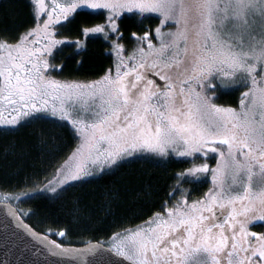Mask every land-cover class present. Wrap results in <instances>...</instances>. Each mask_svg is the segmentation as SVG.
Masks as SVG:
<instances>
[{
    "label": "snow or ice",
    "instance_id": "1",
    "mask_svg": "<svg viewBox=\"0 0 264 264\" xmlns=\"http://www.w3.org/2000/svg\"><path fill=\"white\" fill-rule=\"evenodd\" d=\"M29 7L32 24L14 38L0 28V130L66 122L78 143L55 179L23 195L59 200L125 165L188 164L147 220L115 233L107 248L88 249L98 256L90 264H264V231L253 230L264 228V0H30ZM78 9L104 21L85 22L80 35L102 38L115 55L114 74L86 83L54 75L63 67L57 49H85L57 38L77 24ZM125 20L140 34L126 36ZM235 92L236 107L217 102ZM49 141L55 148V137L41 138ZM206 182L207 192L193 198ZM48 243L52 255L73 252ZM9 244L0 238L5 255Z\"/></svg>",
    "mask_w": 264,
    "mask_h": 264
},
{
    "label": "trees",
    "instance_id": "2",
    "mask_svg": "<svg viewBox=\"0 0 264 264\" xmlns=\"http://www.w3.org/2000/svg\"><path fill=\"white\" fill-rule=\"evenodd\" d=\"M29 4L30 0H0V28H6L11 38L32 24ZM78 13L77 24L62 29L58 36L81 41L85 49H81L79 55L73 44L57 49L55 63L63 67L54 75L67 81H94L113 67L115 55L107 54L109 49L102 38H84L78 30L85 22L89 25L103 23V18L89 11ZM156 24L154 20L147 26ZM122 31L126 36L138 32L137 24L134 20H125ZM134 45V42H126V49L129 51ZM226 100L231 104L235 101L232 96H222L218 101L228 103ZM48 137L56 138L55 148L51 141L41 144V138ZM77 143L78 137L66 122L61 127L42 120L16 132L0 130V193L20 196L19 200L5 201L15 207L20 218L36 233L63 247L106 242L115 233L142 224L167 197L169 185L173 183L170 177L190 166L179 162L159 165L137 162L125 165L115 175L90 178L91 183L70 189L59 200L25 197V192L35 193L37 181L46 183V178L54 179L52 174L56 167L73 152ZM208 187L209 182L197 186L193 198L201 196ZM111 193L118 195L112 198ZM256 230L264 231V228L256 227ZM59 231H65L66 235H56Z\"/></svg>",
    "mask_w": 264,
    "mask_h": 264
},
{
    "label": "water",
    "instance_id": "3",
    "mask_svg": "<svg viewBox=\"0 0 264 264\" xmlns=\"http://www.w3.org/2000/svg\"><path fill=\"white\" fill-rule=\"evenodd\" d=\"M9 209L16 213L20 223H17V218L11 215ZM32 233L36 234L35 237ZM3 236L10 238V251L8 255H5V249L0 246V264H5V261L9 264H12V262L18 264L21 260L25 264H90V262L97 260L98 256L90 254L88 249L94 245L102 244L92 242L81 247H64L72 249V254L52 255L48 250L51 246L48 242L52 240L31 229L19 217L15 207L9 202H0V238ZM43 237H47V240H42ZM103 246L107 248V246Z\"/></svg>",
    "mask_w": 264,
    "mask_h": 264
},
{
    "label": "rangeland",
    "instance_id": "4",
    "mask_svg": "<svg viewBox=\"0 0 264 264\" xmlns=\"http://www.w3.org/2000/svg\"><path fill=\"white\" fill-rule=\"evenodd\" d=\"M46 2L47 3H50L51 2V0H46ZM79 11H81V10H77V12H79ZM85 11H89V12H92L93 13V11L94 10H91V9H87V10H85ZM157 24H158V20H157ZM165 30H168L167 28L165 29ZM57 38L58 39H64V40H66V41H70V40H68V39H66V38H63V37H60V36H57ZM85 38V37H84ZM83 43V42H82ZM154 43H158L157 41H154ZM133 47H135V45L133 46ZM132 47V48H133ZM131 48V49H132ZM130 51V50H129ZM126 55L128 54L127 53V51H126V53H125ZM114 64H115V56H114ZM114 64H113V67L111 68V70L113 71V74H114V72H115V67H114ZM102 77V76H101ZM57 79V78H56ZM99 79H100V77H99ZM58 80H61V79H58ZM98 80V79H97ZM88 82H91V81H88ZM86 83V82H85ZM237 94H236V92L235 93H232V94H230V95H225V96H236ZM238 95H239V97H240V92L238 93ZM222 98V97H221ZM220 100V99H219ZM227 101V100H226ZM238 101H239V99H238ZM238 101H234V103L233 104H230V105H227V103H224L225 101H217L218 103H220V104H223V105H227V106H233V107H236L237 105H238ZM68 124V123H67ZM70 125V124H69ZM71 126V125H70ZM71 156V154L68 156V157H70ZM68 157L64 160V162L68 159ZM63 162V163H64ZM62 163V164H63ZM209 163H210V165L211 166H215V164H214V162L213 161H211V160H209ZM54 179H55V177H54ZM208 180L210 181V177L208 178ZM211 185H210V182H209V187H210ZM208 187V188H209ZM208 190V189H207ZM207 190H206V192H207ZM2 197H3V195L0 193V202H4L5 200H3L2 199ZM254 231H257V232H260V231H258V230H256V229H253ZM102 244L103 245H105V246H109L110 245V239L109 240H107L106 242H102Z\"/></svg>",
    "mask_w": 264,
    "mask_h": 264
},
{
    "label": "flooded vegetation",
    "instance_id": "5",
    "mask_svg": "<svg viewBox=\"0 0 264 264\" xmlns=\"http://www.w3.org/2000/svg\"><path fill=\"white\" fill-rule=\"evenodd\" d=\"M238 93L239 92H236V96H232V98L234 99V100H236V101H238V99H239V95H238ZM228 102V101H227ZM231 103H230V101L227 103V105H230ZM253 229H256V227L255 228H253Z\"/></svg>",
    "mask_w": 264,
    "mask_h": 264
}]
</instances>
